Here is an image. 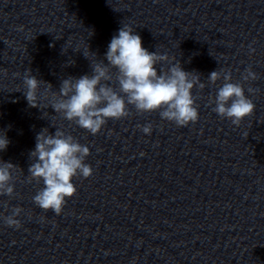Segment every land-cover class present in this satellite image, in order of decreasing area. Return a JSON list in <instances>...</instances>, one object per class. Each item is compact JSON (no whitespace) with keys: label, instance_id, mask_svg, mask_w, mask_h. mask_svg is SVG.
<instances>
[{"label":"clouds","instance_id":"obj_1","mask_svg":"<svg viewBox=\"0 0 264 264\" xmlns=\"http://www.w3.org/2000/svg\"><path fill=\"white\" fill-rule=\"evenodd\" d=\"M76 51L82 52L90 61L91 74L68 76L61 81L58 91H54L50 83L38 79L30 69L26 70L23 93L30 107L41 109V101L46 100V108H52L63 119L74 122L92 135L98 134L110 119L127 117L129 106L138 113L159 112L162 120L178 127L198 120L199 111L193 89L203 90L207 86L201 80V74L185 71L181 62L167 52H150L144 48L141 36L132 25L123 24L119 28L118 34L108 44L104 59H98L97 54L90 51L89 45L86 50ZM90 56L95 59H90ZM158 65L168 66L158 69ZM242 79L255 80L257 75L249 67L245 69ZM219 81L222 84L215 97L210 99V103L215 105L212 110L239 126L254 113L256 106L245 95L243 84L233 82L231 71L219 69L207 77V84L216 85ZM42 85L46 86L43 93ZM55 128L54 133H50L48 128L37 133L35 148L29 153L31 163L28 178L29 182L35 180L43 183L32 198L34 204L42 210H51L60 215L66 199L77 191L74 178H89L93 168L85 162L90 148L59 127ZM141 130L151 135L152 126L144 125ZM9 144L6 132L2 131L0 152L5 151ZM15 167L11 162L0 160V196H13ZM22 212L21 207H13L11 214L4 217L5 223L9 227H21L17 217Z\"/></svg>","mask_w":264,"mask_h":264}]
</instances>
